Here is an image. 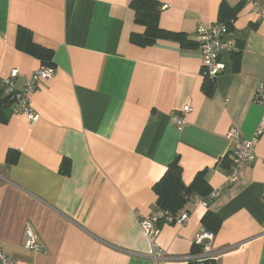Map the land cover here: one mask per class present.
I'll return each instance as SVG.
<instances>
[{
  "label": "crops",
  "instance_id": "1",
  "mask_svg": "<svg viewBox=\"0 0 264 264\" xmlns=\"http://www.w3.org/2000/svg\"><path fill=\"white\" fill-rule=\"evenodd\" d=\"M131 1L0 0V78L18 69L22 87L43 66L17 47L20 27L53 52L56 67L31 96L40 115L32 129L10 106L0 110V248L14 264H159L138 217L159 207L155 186L170 165L179 160L187 186L202 174L209 189L224 187L229 129L252 138L264 120L254 100L264 80V19L249 3L157 0L160 27L187 44L141 46L131 41L145 31ZM224 20L239 50L222 53L226 69L211 79L196 28ZM187 104L179 130L174 116ZM256 155L208 207L188 199L179 211L190 212L186 224H160L161 264L194 261L209 213L220 223L215 250L231 247L219 264H264V133ZM26 223L47 252L25 248Z\"/></svg>",
  "mask_w": 264,
  "mask_h": 264
},
{
  "label": "built area",
  "instance_id": "2",
  "mask_svg": "<svg viewBox=\"0 0 264 264\" xmlns=\"http://www.w3.org/2000/svg\"><path fill=\"white\" fill-rule=\"evenodd\" d=\"M249 3L252 10L257 15L258 19H264V0H243ZM164 5L163 8H166ZM197 44L200 48L203 62L202 73L205 77L216 78L226 69V64L222 60V53H232L239 50L236 40L231 36L229 24L225 21H217L212 23L200 22L196 28ZM56 73L55 65H43L40 69L29 75H25L22 87H18L16 80L19 76V70L13 69L9 76L0 78V91H3L5 96L12 99V110L16 114L26 117L29 122L30 129L37 123L40 115L34 108L31 102V96L36 91L40 83L48 81ZM254 100L264 105V80L258 85ZM193 107L187 104L182 111L175 114V123L179 130H182L186 125V114ZM264 133V120L260 123L252 138L243 136L240 129L233 126L229 129L227 137L234 145L233 160L230 168L225 172V186L231 185L240 178L241 171L246 164L253 162L256 158V147L259 138ZM212 189L207 195L195 194L193 201L195 204H202L206 207L222 193V188ZM190 219L189 211H182L177 214L170 212L167 209L158 207L151 213L138 217V223L144 234L149 238L152 250L150 256L159 264L164 263L168 256L157 243V237L160 234V224H178L184 225ZM215 234L211 230L203 227L200 229L194 238V244L199 247L200 251L191 255L190 259L199 262L200 264H219V258L222 253L231 249L224 247L219 250L214 248ZM24 246L34 253H45L47 249L39 241V235L31 223H26L24 228ZM188 258L189 257H185ZM0 264H14L11 257L0 248Z\"/></svg>",
  "mask_w": 264,
  "mask_h": 264
},
{
  "label": "trees",
  "instance_id": "3",
  "mask_svg": "<svg viewBox=\"0 0 264 264\" xmlns=\"http://www.w3.org/2000/svg\"><path fill=\"white\" fill-rule=\"evenodd\" d=\"M131 7L136 13V23L145 26L143 34L132 33V42L146 46L155 43L158 39H176L181 40L183 44H187L182 33L165 31L160 27V4L157 0H132ZM17 47L39 58L43 65H54L53 52L35 43L31 31L25 27L19 28ZM9 106L12 108V99L5 96L3 91H0V110ZM8 156L10 164L17 162L18 154L15 151H11ZM155 190L158 195V206L174 214L179 213L188 199L192 198L193 200L195 194L207 195L211 192L202 174H198L191 185H185L182 180V167L177 158L170 165L161 181L155 186ZM219 225L218 217L212 213H209L204 219V227L214 233ZM190 263L200 264L197 261H191Z\"/></svg>",
  "mask_w": 264,
  "mask_h": 264
}]
</instances>
